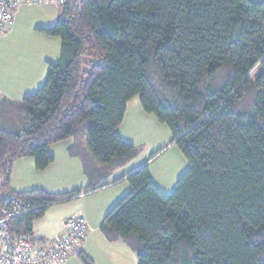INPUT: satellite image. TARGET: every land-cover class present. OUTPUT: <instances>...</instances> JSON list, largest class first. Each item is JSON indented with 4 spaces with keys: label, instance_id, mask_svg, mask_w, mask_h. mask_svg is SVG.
<instances>
[{
    "label": "trees",
    "instance_id": "16d2710c",
    "mask_svg": "<svg viewBox=\"0 0 264 264\" xmlns=\"http://www.w3.org/2000/svg\"><path fill=\"white\" fill-rule=\"evenodd\" d=\"M41 29L61 39L45 82L21 102L0 101V216L38 243L48 208L108 185L141 149L118 132L127 103L166 123L190 162L171 193L149 164L125 175L127 192L105 215L110 240L132 245L138 264H264V0H66ZM73 138L90 184L54 193L15 191L14 163L44 169L51 144ZM160 150L154 152L151 158ZM88 264L91 259L79 253Z\"/></svg>",
    "mask_w": 264,
    "mask_h": 264
},
{
    "label": "crops",
    "instance_id": "0c3cea01",
    "mask_svg": "<svg viewBox=\"0 0 264 264\" xmlns=\"http://www.w3.org/2000/svg\"><path fill=\"white\" fill-rule=\"evenodd\" d=\"M60 13L59 5L51 4L22 5L17 10L13 25L5 32L9 33L0 39V101L9 99L21 102L27 93L36 91L45 82L48 61L55 62L60 58L61 39H54L56 51L54 48V52L47 56L45 41L42 45L23 43L18 48L15 45L11 48L12 42L8 37L15 36L20 31L25 19H33L37 22L34 26V29L38 30L37 38L44 39L45 33L41 29L48 28V21L56 22ZM133 98L127 103L124 119L118 127L121 137L130 143L132 142L128 134L134 132V129L131 130V117L143 120L149 118L155 123L160 122L156 115L144 110L140 99ZM73 143L74 139L68 138L51 144L49 151L54 156V161L44 169L36 166L32 156L16 160L12 188L15 191L41 188L54 193L85 189L90 184V178L84 158L70 150ZM139 155L114 170L108 180L118 179L116 182H110L94 191L82 192L68 201L53 204L42 218L34 221V236L50 242L65 233L66 218L77 213L86 217V236L63 264H88L80 258V252L89 256L90 264H138L137 253L132 245L124 240L108 239L101 226L107 212L131 190L132 186L125 178L127 172L138 165L148 163V160L139 162Z\"/></svg>",
    "mask_w": 264,
    "mask_h": 264
},
{
    "label": "built area",
    "instance_id": "2783aa9c",
    "mask_svg": "<svg viewBox=\"0 0 264 264\" xmlns=\"http://www.w3.org/2000/svg\"><path fill=\"white\" fill-rule=\"evenodd\" d=\"M66 0H0V34L14 23L17 10L22 5H62ZM28 204L23 199L9 195L1 206L0 216V264H63L87 233V220L82 213L65 220V233L55 240L36 242L29 235H15L9 228V220L27 213Z\"/></svg>",
    "mask_w": 264,
    "mask_h": 264
},
{
    "label": "rangeland",
    "instance_id": "374dc122",
    "mask_svg": "<svg viewBox=\"0 0 264 264\" xmlns=\"http://www.w3.org/2000/svg\"><path fill=\"white\" fill-rule=\"evenodd\" d=\"M36 23L33 19H25L20 31L15 36L8 37L12 42L11 48L15 46L18 48L23 43H40L42 45L45 41L47 43V56H49L54 52V48L56 51L54 39L59 40L60 38L46 33L43 34L45 35L43 36L44 39L37 38L38 30L34 29ZM54 23L48 21L47 26H52ZM7 34H0V39H3ZM133 99H140L139 95ZM130 119L132 121L131 130L134 129V132H129L128 138L141 149L138 161L148 160L151 177L155 184L164 192L171 193L175 189L179 177L188 169L189 160L179 146L172 142L173 134L166 123L158 119L160 122H156V124L149 118L143 120L135 116ZM158 150L160 151L151 158V155Z\"/></svg>",
    "mask_w": 264,
    "mask_h": 264
}]
</instances>
